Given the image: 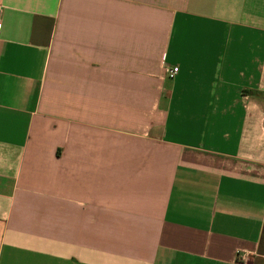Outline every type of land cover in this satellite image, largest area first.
Instances as JSON below:
<instances>
[{
	"label": "crops",
	"instance_id": "1",
	"mask_svg": "<svg viewBox=\"0 0 264 264\" xmlns=\"http://www.w3.org/2000/svg\"><path fill=\"white\" fill-rule=\"evenodd\" d=\"M0 264H264V0H0Z\"/></svg>",
	"mask_w": 264,
	"mask_h": 264
},
{
	"label": "built area",
	"instance_id": "2",
	"mask_svg": "<svg viewBox=\"0 0 264 264\" xmlns=\"http://www.w3.org/2000/svg\"><path fill=\"white\" fill-rule=\"evenodd\" d=\"M177 71H178L177 67L166 68L165 73H166V76L171 79L174 77V75L177 73ZM241 259L244 260V257H241Z\"/></svg>",
	"mask_w": 264,
	"mask_h": 264
}]
</instances>
